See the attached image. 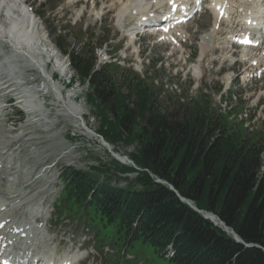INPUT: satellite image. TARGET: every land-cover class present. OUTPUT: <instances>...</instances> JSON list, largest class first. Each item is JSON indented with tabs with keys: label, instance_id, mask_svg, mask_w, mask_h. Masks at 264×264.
<instances>
[{
	"label": "trees",
	"instance_id": "trees-1",
	"mask_svg": "<svg viewBox=\"0 0 264 264\" xmlns=\"http://www.w3.org/2000/svg\"><path fill=\"white\" fill-rule=\"evenodd\" d=\"M62 50L75 77L88 81L86 99L100 118L99 133L109 142L136 140L130 158L140 168L139 189L112 188L108 178L99 184L101 170L64 169L62 201L115 226L122 241L138 240L158 254L172 244V264H264V131L247 132L201 106L161 111L139 83L130 86L135 95L122 93L110 73L115 66L94 70L93 50ZM153 177L258 247L237 243Z\"/></svg>",
	"mask_w": 264,
	"mask_h": 264
},
{
	"label": "rangeland",
	"instance_id": "rangeland-1",
	"mask_svg": "<svg viewBox=\"0 0 264 264\" xmlns=\"http://www.w3.org/2000/svg\"><path fill=\"white\" fill-rule=\"evenodd\" d=\"M27 1L30 8L33 9L36 14L40 15L38 22L40 24L41 31H43L45 34H40V37L43 39L46 48H49V52L52 50L51 52L53 54L55 53L54 49L51 47L54 46V40L58 38L59 34H65V40L67 43L66 50H70L71 48H82V43H86L85 41L88 37L78 33V29L80 23L84 22V24L90 26L91 30L89 32L93 34L95 33L96 37L98 36L100 40L104 39L105 36L113 38L111 41H109L110 43L108 47L110 49L103 45L101 47H96L94 52L95 56L103 58L102 56L104 51L108 52L114 47L119 48V51L116 53V48L109 52H114L113 59H117L122 65L121 68L127 72L129 71V73L126 72L125 74H122L120 69L116 70L114 72L116 82L123 83V80L127 81V79L137 81L135 79L137 76L139 81H143L139 84L145 85L153 92L156 103H158L157 106L161 111H171L174 109L178 110L181 106H189L190 109H192L191 106L196 105L198 102L203 108L207 107L215 112H224L225 110L227 113L229 112L228 109L231 108L229 114L231 121L234 123H240V121H242L241 123L243 124V127H245L248 132L254 131L255 133H258L260 131H264V75L262 79L256 81L255 83H236V79L229 83L228 76H230L232 73L231 69H229L231 66V59L228 57L224 59L222 57V52H226L225 50L220 49H217L216 51H209L207 55L198 63L201 66V73L198 80L195 79L197 77L193 72L192 73L195 78L187 71V68L191 67L192 64L195 65L197 63V58L200 53V48L197 44L198 39L201 35L208 33L212 27L211 23L213 18L210 13L206 12L205 15L199 16L194 22L186 27L188 36L191 37L185 42V44H183L184 47L181 50V56L174 54V52L171 51V54L174 55L169 58H165V54L168 52V47L161 45H156L154 47L150 43L152 39H144L140 43L130 42V46L133 51L135 47H139V49L142 48L143 58H139L133 53H130L129 49L125 50V47L128 46V41H126V38H124L122 29L116 25L117 19L119 20L118 13L120 8L123 12V9L126 6L131 5V3H137L138 0H130V3L128 4L124 2L127 0H100L99 8L96 7L98 10L94 12V16L92 15L91 8H87L86 13L84 12V16L82 17L84 19H81V22H77L76 24H74L76 19L74 14L76 15L77 11L73 10L74 7L69 5L68 2H70V0H50V2L47 3L44 8L38 6L37 0ZM237 2L241 4L240 0ZM54 5H58V9L56 8L53 12H50V7ZM102 13L105 14L102 17V20L99 21V16ZM54 14L57 16H65V14H69V18H65L63 21H60V19L57 17L56 20L54 19V24L50 25V23L53 21ZM41 15L44 16L42 17ZM131 24L132 23L129 22L128 17L124 19L125 28ZM61 26H65L67 30L61 33ZM47 28L53 32L52 37L47 36ZM103 30L105 31L104 34H102ZM220 32H222V34H218L217 38L222 39L224 38V30H220ZM45 36L49 42L46 40ZM132 44H134L135 47ZM92 45L96 46L95 38H93ZM92 45L90 47H92ZM38 48L39 55H42L41 57L43 58L44 56L45 58V55H43L41 50L42 47L38 46ZM107 48L109 50H107ZM84 51L87 52L88 48H85ZM59 53L56 50L55 54L57 56ZM59 55L64 57L63 53H60ZM188 57L191 58L190 62L185 63V58ZM153 60L155 61V64L152 63ZM198 60L200 59L198 58ZM52 67L53 64H51V66L49 65L47 68L48 71H51L49 73L53 72ZM65 68H68V65L65 64ZM241 68L242 65L240 64L235 67V76L238 74V71H241ZM130 69L137 75L134 76L135 74H133ZM35 74L36 72H29L27 73L26 78H33ZM71 74H73L72 71ZM232 79H234V77H232ZM67 80L68 76L66 74L63 82H66ZM41 81L43 83L42 77ZM54 82L56 87L63 92L65 103H72V105H75L78 108L79 114H83V121L88 126V128L94 132L97 131L99 126V118L98 115H96V112H94L93 109H90L85 103L84 95L86 88L81 86L79 81L76 79L73 81L74 83L72 84V87L66 90H63L62 80L58 81L57 79ZM47 90L48 92H51L49 89ZM123 93H126L125 88ZM52 94H48V98L45 100L48 104L46 109L47 111L51 112V115L48 118L49 122H51L50 127L48 126L50 129L45 133L41 131V133H43L42 137L44 139H47L48 136L53 135V141L51 142L50 140L52 147L46 150V148L43 149V146L40 145V149H38L36 156H32L35 163L39 164V169L44 168L46 170L45 172H49V166H53V164L58 167V171H56V168H52L50 175H48L46 178L47 182H55L56 184L54 187L58 189L59 183L61 182L59 177L60 167L72 166L82 170L86 169L87 164H95L98 161L110 169L109 173L114 174L116 170H118L119 166L116 164H111V157L100 145L97 139L91 136L89 133L87 134V132L84 131L81 126H79V123L82 122L78 123V121H81V119L78 120L76 117H72L66 110H64L63 104L58 102L55 98V101H53ZM73 98L75 100H73ZM58 103L59 105L57 106ZM92 111L95 113V115ZM182 111H187V109H182ZM7 113L11 119L8 125H11L15 132L22 131L21 127L24 123L23 120H26V118L22 115H18L17 111L13 110L11 107H9ZM44 118H46V115ZM6 122L7 120L4 123ZM46 144L50 145L47 142ZM38 146L39 145L35 143L29 146V148H38ZM114 149L122 155H127V153L131 151V148L127 149L119 142L114 144ZM24 156L25 155L23 154L22 157L24 158ZM261 159L262 161L264 160L263 152L261 153ZM34 161L31 160L32 163ZM27 169L30 173L29 168ZM32 176L33 175L31 174L29 175L31 182L33 180ZM52 179L54 181H52ZM30 183L27 184V187ZM41 184L43 183L38 181L33 186V188ZM44 185L46 186L44 189H49L50 184ZM44 189L41 187L38 188V190L41 191ZM41 191H38V194L41 193ZM41 198L42 196L36 197V199H40V201ZM36 199H34V202H37ZM17 213L19 216L21 214H25L24 212L18 211ZM53 218L54 217H52V219ZM22 219L19 218L17 220ZM59 221L61 222L59 223ZM90 224L91 226L95 225L93 222ZM47 227L51 237L55 238V242H61L60 246L67 244V246L70 247L73 242L70 241L69 238L78 241V239L82 237L83 233H85L86 239H88V242L85 244V246L92 252V255L87 258L84 264H171L168 260L154 253L151 246L138 241L134 242L132 246L127 249V255L130 256L131 259L122 261V257H120L122 245L117 241V238L114 234V228L108 227V225L100 226L98 237L103 244L111 247V254H108V252H110L109 248L107 246H101L99 241H95L94 233H90V230L88 231L85 224L79 225L77 220L71 222L69 218H65L64 220H58L56 222L52 221V223L48 221ZM97 245L101 246L99 247L100 250L97 249ZM106 254L108 255L106 256Z\"/></svg>",
	"mask_w": 264,
	"mask_h": 264
},
{
	"label": "bare ground",
	"instance_id": "bare-ground-1",
	"mask_svg": "<svg viewBox=\"0 0 264 264\" xmlns=\"http://www.w3.org/2000/svg\"><path fill=\"white\" fill-rule=\"evenodd\" d=\"M160 1L162 0H154L157 3H160ZM227 1L230 2V5L226 9V20L221 24L217 22L218 18L216 16V7L219 5L220 0H210L206 5L207 10H213L215 12V19L208 33L199 35L200 38L197 41L200 48L199 59L207 55L209 51H216L217 49L224 50V47L230 48L231 46L228 40L231 37L233 38L237 33H240L244 24L251 25L260 23L259 18L262 12H264V0H240L241 4L237 2L238 0ZM145 2L149 5L152 1L138 0L137 3H131V5L126 6L123 12L122 10L119 11V20L126 13L128 14L129 11L134 10V12H137L142 9ZM125 3H130V0L125 1ZM188 4L187 2L185 5L188 6ZM0 15V45H6L10 49L9 55L7 56L8 60L5 61L6 63L1 62V65L7 70L14 72L16 77H18L17 81L12 78L6 79L4 75H0V86L2 88V90L0 89V224L2 225L0 227V248L4 243L9 242L8 244H11L13 252L18 257V260H21L22 264L26 262L28 264H34L35 261L37 264H48L52 260V253L47 248V234H45L43 225L39 224L36 219L39 215L45 216L42 203L36 197L40 194H38V191L42 190H38V188L41 187L44 189L46 186L41 184L35 186L33 189H29L30 187L28 188L27 184L31 182V178H29L30 173L25 165L27 166L31 162L33 155L36 156L40 145L43 146V149L46 148V150L52 147L50 140L51 142L53 141V135L48 136L47 139L42 137L43 133L48 132L47 127H45L48 121L43 119L45 117L42 108L43 104L36 101L32 87L25 86L26 88H22L24 85L21 82L23 74L16 72V69H18L16 63L19 60L25 61L30 70L38 71L43 79L44 88L49 89L55 95L54 98L63 104L64 109L71 116L79 120L82 118V115L79 114L77 107L70 103H65L61 91L51 80L53 72H45V63L39 55L38 46L42 47V53L47 58L55 57V70L61 71L62 65L58 60L59 57L51 51L49 52V48H46L43 39L40 37L38 21L32 12L24 7L21 0H0ZM130 16H134V14ZM220 30H224V38L222 39L217 38ZM135 31L134 26L128 29L127 33L132 35ZM190 37L183 26L176 27L172 38L175 40L172 49L175 47L179 48L183 40H189ZM178 48L176 49L178 50ZM263 50L264 46L258 50V53L253 58L248 60V65L244 71H248L255 64L253 66L255 74L263 72L264 55L261 54ZM172 51L174 52V50ZM226 53L222 52L223 58L227 57ZM248 54L242 52L241 56L246 57ZM14 58L15 61L13 62ZM1 65L0 70L4 72L6 69L1 67ZM194 67L192 72L198 77L201 73V68L196 65ZM244 74L246 73L244 72ZM38 87L40 88V86ZM12 97L15 98L16 104L24 105V111L28 113L27 119L21 127L22 131L15 132L12 127H5L3 124L7 120L4 114L7 105L3 104L5 100L9 101ZM88 133L91 134L90 132ZM46 142L50 145H47ZM35 143L39 145L38 148H29V146ZM21 153L25 155L23 159H21L22 156L17 157ZM27 162L28 164H26ZM34 199L37 202H34ZM17 211L25 213L22 220L14 218L13 212ZM79 258L80 255L78 256ZM74 259L75 256L67 258L68 261Z\"/></svg>",
	"mask_w": 264,
	"mask_h": 264
},
{
	"label": "water",
	"instance_id": "water-1",
	"mask_svg": "<svg viewBox=\"0 0 264 264\" xmlns=\"http://www.w3.org/2000/svg\"><path fill=\"white\" fill-rule=\"evenodd\" d=\"M184 201H185L186 203H188V204L191 205V203H190L189 201H187V200H184ZM205 217H207V218H211L210 215H205ZM230 232L233 234V236L236 238L237 241L242 242L241 239H239V238L236 237V234H235L233 231L230 230ZM246 246H247V245H246Z\"/></svg>",
	"mask_w": 264,
	"mask_h": 264
},
{
	"label": "snow or ice",
	"instance_id": "snow-or-ice-1",
	"mask_svg": "<svg viewBox=\"0 0 264 264\" xmlns=\"http://www.w3.org/2000/svg\"><path fill=\"white\" fill-rule=\"evenodd\" d=\"M197 3H199V0H197ZM221 15L223 16V13H221ZM244 43H251V41H249V40H245V41H243Z\"/></svg>",
	"mask_w": 264,
	"mask_h": 264
}]
</instances>
